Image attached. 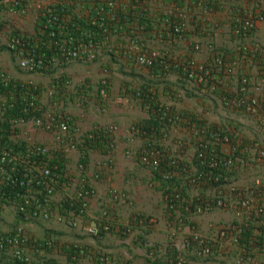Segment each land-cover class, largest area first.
<instances>
[{
  "label": "built area",
  "instance_id": "2783aa9c",
  "mask_svg": "<svg viewBox=\"0 0 264 264\" xmlns=\"http://www.w3.org/2000/svg\"><path fill=\"white\" fill-rule=\"evenodd\" d=\"M262 23L264 0H0V46L13 53L18 70L0 60V264H83L93 257L98 264H134L85 241L153 227L152 216L133 212L125 229L129 193L113 179L101 183L104 170L114 173L121 157L151 176L181 177L204 189L198 202L180 192L166 198L190 229L178 242L171 226L168 242L179 253L166 264H209L205 258H222L226 240L238 247L232 264H264L257 258L264 252V177L239 187L228 174L264 165ZM75 63L100 64L97 84L74 81L65 69ZM117 66L119 73L148 78L159 77L157 70L170 73L165 98L137 100L154 123H142L143 117L126 126L94 120L81 126L79 117L92 106L108 111ZM139 89L122 87L124 93ZM187 91L197 94L200 110L179 106ZM95 197H103L102 204ZM214 209L233 215L210 237L193 216ZM246 228L259 229L242 242ZM64 249L73 261L65 262ZM186 251L197 256L194 263Z\"/></svg>",
  "mask_w": 264,
  "mask_h": 264
},
{
  "label": "crops",
  "instance_id": "0c3cea01",
  "mask_svg": "<svg viewBox=\"0 0 264 264\" xmlns=\"http://www.w3.org/2000/svg\"><path fill=\"white\" fill-rule=\"evenodd\" d=\"M261 28H262L261 31L264 34V23L261 24ZM196 100L200 104V100L198 98H196ZM112 105L113 104H111V106L109 107L108 111L105 112V113H101V114L99 113V115H97V114L94 115L93 114V116L90 117V115H91L90 113L92 112V111H90V113H88V115L85 118H82V117L80 118L79 117V124L81 126L86 127V126H89L92 123L91 122L92 120L98 119V118H99V120H94V121H105V119H107V118L108 119L109 118H111V119H119L116 115H112L111 117H109V115L114 113V109H117L118 113H120L121 110H125V109H120L119 107L115 108ZM179 106L182 107V108H185V109L186 108H188L190 110L192 109V108H189L188 106H184V105L183 106L179 105ZM138 107H140V108H138ZM132 108H134V110L136 112L135 117H137V116L145 117L147 115V112L142 108L141 103H139L138 101H137V105L135 107L132 106ZM104 114H105V116H104ZM120 115H121V113H120ZM120 117L121 118L128 117L127 119L130 120L131 116L126 115L125 117H122V115H121ZM135 117L133 119H131L130 121L134 120ZM127 119H126V121L128 123L129 120H127ZM116 121H117V123H120L119 120H116ZM126 121H124V122H126ZM122 126H125V124H122ZM122 142L123 143L125 142L124 138L122 139ZM124 162H126L127 164H131V165L133 163L130 160L121 157V159L118 161V165L119 164H124ZM251 164L252 163H250V165H248L246 167H238V169L236 170V179H235V181H236V183H237V185L239 187H245V186H247L249 184L247 182V180H246V177L248 175H250V178L252 177V179L255 176H263L264 177V165L255 164L256 166L258 165L259 167L258 168H252ZM118 165H117V169H116V171L114 173H111V172H108L107 170H104V175H103V178H102V181H101V183L104 185V187H105V184H108L110 182V180H112V179L116 183H118V185L122 186L123 188H124V186H126V184H128V180L126 178V175H125V173L122 172V167H120V165L119 166ZM130 168H131L132 171L136 170V169L133 168V166H130ZM241 176H242V178H240ZM102 200H103V197L102 198L95 197L94 203L97 206H99L100 204H102L101 203ZM134 203H135L134 200L131 199V204L122 206V208H123L122 216H123V219H126L125 221H123L125 229H127V221L130 218V215L126 216L125 208H133L134 207ZM217 211H222V212L229 213L231 218H232V215H233V210L232 209H227V210H225V209H214V210H211L209 212L199 213V214L193 216V219H194V221L196 223L197 228L200 229L205 235H209L210 237H213V236L217 235L218 229L221 226H223L224 222H225V221H223V222H220V221L219 222H215V221H213L212 222V221H210L209 218H206L207 214H209L211 212L212 213L213 212H217ZM134 212H138V211H134ZM178 215H180V214H178ZM178 215H176L175 218H172V217H169V215L168 216L166 215L165 216L166 220L167 219L168 220L167 221L165 220L164 226H159V227L156 228L157 222H154L153 223V227H149V228H152L151 232L145 235V237H147L146 244L156 245L157 242L162 243L163 247H160L161 250H162L164 248V246L168 245V243H169L168 242V237H169V230H170L171 226H174L175 229L178 230L177 241L178 242H182L189 235L190 229H189L188 226H185L181 222V220H180L179 223H175L176 219L178 218ZM145 216H150L151 217V215H148V214L145 215ZM227 220H228V218H227ZM142 227L143 226H140L138 228H136V227L132 228L131 231H130V232H132L131 236L130 237H126V238L124 236H121V235L113 232V233L108 234L107 236H104L103 238H96L95 239L93 237H89L85 241H87L88 244H90L91 246L96 247V248L97 247L108 248L109 251L112 252L114 254V256H116L117 259L120 260V261H124V260L129 259L134 264H143V262L145 261V256H144L145 255V251H144V248L141 245V242L137 239V236L139 235V233H141L140 228H142ZM145 228L147 229L148 227L145 226ZM258 229L259 228H255V230H253V232L254 233L258 232ZM125 244H127V245H125ZM222 246H223L221 248L222 250L218 252V254L219 253L223 254L222 258H221V255H217V256H215V258H217L218 260H216L215 258H214V260L213 259H209L208 260V261H210L209 264H232V262L234 260L238 261L237 259H238L239 253H238V250H237L238 247H237V245L235 243H233V242H231L229 240H226V241H223V245ZM187 252L188 251H186V253ZM259 254L260 255H258V257H257L258 259H261L262 257L264 258V252H259ZM187 255H188L189 258H193V254L191 252H188ZM199 260L200 259H198V261L195 264H198L199 262H201ZM254 262L255 263H252V264H257V260H254ZM234 263H236V262H234ZM83 264H98V263L95 260V258L93 257V258H89L88 260H85Z\"/></svg>",
  "mask_w": 264,
  "mask_h": 264
},
{
  "label": "rangeland",
  "instance_id": "374dc122",
  "mask_svg": "<svg viewBox=\"0 0 264 264\" xmlns=\"http://www.w3.org/2000/svg\"><path fill=\"white\" fill-rule=\"evenodd\" d=\"M9 53L8 52H0V60L5 62L6 65L12 70V72L15 74L18 73V70L15 68V64L12 63V61H10L9 58ZM118 68V67H117ZM119 69V68H118ZM113 70H116V67H114ZM65 71L70 75L71 78L74 79V81L79 82L82 79H86L89 80V82H91V84L96 85L98 80L101 77V65L98 63H75L73 65H71L70 67L66 68ZM125 75V76H124ZM32 78H34L37 81H44L49 79V77L46 76H40V75H33L30 76ZM147 76H145L144 74L141 73H137V75L132 73H126V72H122V73H115L113 74V78H112V88H113V94L114 96L111 98L112 100V106L119 107L120 109H125V110H121L120 113L122 115V117H125L126 115L131 116L130 120L133 119L136 115V112L134 110V108H132V106H136L137 105V101L135 100V97L133 96V92H126L124 93L122 91V87L125 84H129V85H137L140 86L141 83L144 80H147ZM149 79V78H148ZM155 89H157V93L162 97L165 98L166 96L164 95V87L166 86L165 83L161 82L159 84H154L153 85ZM132 92V93H131ZM122 99L121 102H119V99ZM118 101H117V100ZM111 100H110V104H111ZM195 98H185V99H181L179 100V105L181 106H188L189 108H192V110H200L201 109V105L199 104V102ZM199 104V105H198ZM93 108L91 109V115L90 117L93 116V114H97L99 115V111L97 110V108L95 106H92ZM140 108V107H138ZM120 113H118L117 109H114V113L109 115V117H111L112 115H116L119 119H111V118H107L105 119L104 122H117L116 120L120 121V124H125L129 125L130 123H132L135 119H140L143 118V116H137L135 117L134 120L130 121L129 119L126 118H121ZM140 115V114H139ZM105 116V114H104ZM134 116V117H133ZM236 118L245 120L244 117L236 115ZM127 120L128 123H127ZM94 120H99L98 119H94ZM103 120V119H102ZM126 121V122H124ZM247 121V119H246ZM118 165V164H117ZM120 167H122V172L125 173L126 178L128 180V184H126V186H124L125 190L129 193L130 198L134 200V209L133 208H125L126 211V216L131 215L134 211H138L141 212L144 215H151L153 217V219L155 220V222H157L156 228L159 226H164V222L166 220V200L164 198V196L162 195L161 191L158 190L156 183L153 181L151 173L149 172V170H147L146 168L134 164H127L126 162H124V164H119ZM118 165V166H119ZM130 166H133L134 169H136L135 171H132ZM138 168V169H137ZM128 172V173H127ZM151 176H149V175ZM252 176V175H251ZM242 178V176L240 177ZM247 182L249 183L252 180V177L250 178V175H248L246 177ZM196 192L195 189H190L189 190V194H194ZM179 213V212H178ZM206 218H209L210 221H215V222H223V221H227L231 218L229 213L226 212H222V211H217V212H211L209 214H207ZM168 220V219H167ZM166 220V221H167ZM34 232L39 233L41 235V233H43L42 230L35 228V227H31ZM66 238V237H65ZM157 244L160 247H163L162 243L157 242ZM216 260H218L217 258H215ZM192 263H194L196 260L194 258L190 259ZM147 263L146 261L143 262V264Z\"/></svg>",
  "mask_w": 264,
  "mask_h": 264
},
{
  "label": "trees",
  "instance_id": "16d2710c",
  "mask_svg": "<svg viewBox=\"0 0 264 264\" xmlns=\"http://www.w3.org/2000/svg\"><path fill=\"white\" fill-rule=\"evenodd\" d=\"M8 52L12 55V58L14 59L13 53L10 52L5 46H0V52ZM118 67V66H117ZM119 68V67H118ZM116 68V70H114L115 73H119L120 68L118 69ZM159 69V68H158ZM163 69V68H161ZM164 70V69H163ZM159 73V74H158ZM133 74L137 75V73L135 71H133ZM157 75H159V77L157 78H147V80H144L141 85L139 86L140 89L138 90L139 94H137V92H133V96L135 97L136 100H138V97H141V99L143 98V101L146 100V102L149 103H153L154 100H157L158 98V93L153 92L151 90V87L156 83L159 84L161 82L165 83V85L167 86V88L169 89L171 87V80L168 78V76L170 75V73H165V71H163L162 73L158 72L157 70ZM125 76V75H124ZM184 84H180V86H183ZM165 88V87H164ZM132 93V92H131ZM186 97L188 98H193L196 97L197 94L191 91H187L185 94ZM16 111V109H13V112ZM142 123L144 122L145 124H153L154 121L151 118L145 117L144 119L141 120ZM193 161L195 162V164H197V160L194 158ZM197 170H204V168L202 166H199V164L196 166ZM222 174H225V172H222ZM229 176L231 177L232 181H235L236 179V172L234 170H230L228 171ZM153 181L156 183L157 188L159 191H161L162 195L164 196L165 200L166 198H168L169 196H171L174 192H180L181 195L186 198V199H190L191 197H193L194 202H198L197 198L200 197L203 192L204 189L201 188H195L192 187L190 185H187L184 180L181 177H172L171 179H163L159 173L157 172H153V176H152ZM218 184V183H217ZM195 189L196 192L194 194H189V190ZM195 205V204H192ZM181 214L184 217L186 215V210L182 207L181 209ZM171 213H173L172 215H170ZM178 215V212H170V210L166 207V215L172 218H175L176 215ZM144 217H149V216H145L144 214H142ZM181 216L178 215V218L176 220H180ZM141 233H139V235L137 236V239L141 242L142 247L144 248L145 251V261L148 264H166V260L168 258H171L173 256H176L179 251L177 250L176 247L171 246L170 243H168V245L164 246V248L161 250L160 246L158 244L156 245H149L146 244L147 242V237H145L146 234L150 233L152 228H145L142 227L140 228ZM248 230V228H246V231ZM45 231L48 233H52V234H56V236L58 238H65L68 237L69 235L62 230H53L50 228H46ZM253 231L252 228H250L248 230V232H244L243 236H242V242H245L248 238H249V234H251V232ZM76 237H79L78 234H73ZM105 235H102L101 238H103ZM126 235H124L125 237ZM127 245V244H125ZM47 254H50V259L53 261H56L57 259H55L54 254H52L51 250L46 251ZM64 252V253H63ZM63 259L65 260V257H67L66 259L69 260V262L73 261L72 259V252L68 251V250H63L62 251ZM196 257L197 256H193ZM209 259H213V257L211 258H205V260H209ZM66 262V260H65ZM60 264H65L63 261Z\"/></svg>",
  "mask_w": 264,
  "mask_h": 264
}]
</instances>
